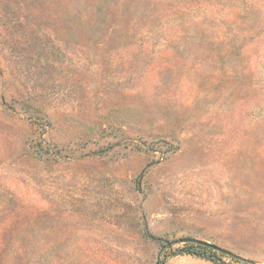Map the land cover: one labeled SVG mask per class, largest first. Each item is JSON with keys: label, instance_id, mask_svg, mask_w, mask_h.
Returning a JSON list of instances; mask_svg holds the SVG:
<instances>
[{"label": "rangeland", "instance_id": "rangeland-1", "mask_svg": "<svg viewBox=\"0 0 264 264\" xmlns=\"http://www.w3.org/2000/svg\"><path fill=\"white\" fill-rule=\"evenodd\" d=\"M238 257L264 264V0H0V264Z\"/></svg>", "mask_w": 264, "mask_h": 264}, {"label": "water", "instance_id": "water-1", "mask_svg": "<svg viewBox=\"0 0 264 264\" xmlns=\"http://www.w3.org/2000/svg\"><path fill=\"white\" fill-rule=\"evenodd\" d=\"M190 240V239H189ZM191 242H194V243H197V244H199V245H202V246H206V247H209V248H211V249H213V250H215V251H218V252H220V253H223V254H226V255H229V256H231L232 255V253L231 252H229L228 250H225V249H223V248H221V247H219V246H217V245H215V244H213V243H210V242H207V241H200V240H190Z\"/></svg>", "mask_w": 264, "mask_h": 264}, {"label": "trees", "instance_id": "trees-1", "mask_svg": "<svg viewBox=\"0 0 264 264\" xmlns=\"http://www.w3.org/2000/svg\"><path fill=\"white\" fill-rule=\"evenodd\" d=\"M202 248H205V249H208V250H210V251H214L213 249H211V248H209V247H202ZM187 250V252H191L189 249H186ZM234 259V261H236V262H243L244 264H247L248 262L247 261H245L243 258H241V257H238V258H233Z\"/></svg>", "mask_w": 264, "mask_h": 264}]
</instances>
